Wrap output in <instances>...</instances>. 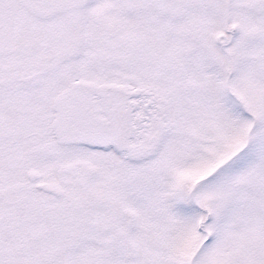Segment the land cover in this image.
Segmentation results:
<instances>
[{
	"label": "snow or ice",
	"instance_id": "snow-or-ice-1",
	"mask_svg": "<svg viewBox=\"0 0 264 264\" xmlns=\"http://www.w3.org/2000/svg\"><path fill=\"white\" fill-rule=\"evenodd\" d=\"M0 264H264V0H0Z\"/></svg>",
	"mask_w": 264,
	"mask_h": 264
}]
</instances>
